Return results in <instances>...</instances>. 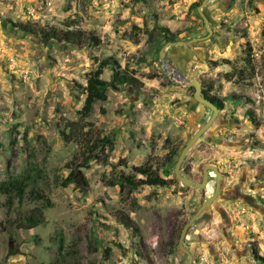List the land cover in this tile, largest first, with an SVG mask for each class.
Returning <instances> with one entry per match:
<instances>
[{
	"label": "rangeland",
	"instance_id": "1",
	"mask_svg": "<svg viewBox=\"0 0 264 264\" xmlns=\"http://www.w3.org/2000/svg\"><path fill=\"white\" fill-rule=\"evenodd\" d=\"M202 1L0 0V182L33 167L46 195L37 202L29 188L20 202L11 192L0 195V264H56L58 234L75 264H187L178 254L179 233L212 195L215 176L210 172L206 192L183 188L164 157L212 112L160 68L165 43L153 49L148 42L159 27L196 40L168 47L166 60L223 102L181 167L194 180L208 165L223 175L218 198L183 246L192 264H264L254 258H264V0H209L211 35L196 11ZM26 23L81 31L100 44L47 43L14 28ZM108 60L143 87L110 90L84 116L88 79L108 81ZM103 137L112 141L105 151ZM93 154L97 159L83 165ZM145 166L167 184H116L120 177L143 179L135 169ZM240 183L252 203L225 197ZM36 208L43 217L33 226L26 220ZM118 211L134 221L139 237L119 223Z\"/></svg>",
	"mask_w": 264,
	"mask_h": 264
},
{
	"label": "trees",
	"instance_id": "2",
	"mask_svg": "<svg viewBox=\"0 0 264 264\" xmlns=\"http://www.w3.org/2000/svg\"><path fill=\"white\" fill-rule=\"evenodd\" d=\"M14 28L18 29L20 32L28 34L39 40L46 41L47 43L54 42L60 45H63L65 43L77 48H81L86 43H90L95 46H98L100 44L99 39H97L96 37L91 36L85 39L81 31H71V32L63 33L62 31L54 27L46 28V29L43 28L34 29L28 23L23 25L22 24L14 25ZM177 41L178 38L176 34L171 33L165 27H159L158 29L148 33V42L151 48L153 49L157 47H159L158 49H160V45H162V43L177 42ZM109 60L108 63H105L106 66H109L112 71L111 78L108 81L100 79L99 76L97 75L92 76L91 78L88 79V84L85 87L86 97L82 109V114L84 116H88L90 114L93 105L96 102L105 101L107 98L106 97L107 92L110 90L117 91L121 87H130L132 89H140L143 87V83L137 77H135L133 73L127 72L125 69H121L117 65L116 61H111L109 63ZM101 67L103 68V65ZM203 94L207 100H209L215 107H217L218 110H221L223 108V102L219 100L217 97L210 96L205 90H203ZM240 100H242V98H240ZM249 115H250V119L253 120L250 112ZM75 124L76 123H71V126H75ZM99 143H100V149L102 151H105V149L108 147L109 148L112 147V141L108 137H103L102 139L99 140ZM182 148L183 146L181 148H176L169 151L164 157L165 164L175 165V162ZM97 157H98L97 154L90 155L83 160L82 164L86 166L90 160L93 159L96 160ZM104 157H105L104 160H106L107 155H105ZM135 172L137 174L142 175L143 179L137 180L135 182H131L129 181L128 178L120 177L116 184L119 185L121 189H123L124 187L136 189L141 186L163 187L167 184V181L162 177H160L156 170L152 171L150 166H145L142 168L135 169ZM184 172L188 173L185 169ZM67 181H69V179ZM41 184H42L41 174L35 168L30 167L22 174H19L14 177H10L4 182H0V195L11 192L17 197V199L20 202L23 199L25 190L29 188L30 195L32 196V199L34 201L36 202L44 201L46 200V195L43 193V191H41L40 188ZM64 184H62V186H65ZM116 184L109 183V186H114ZM42 217L43 214L41 209L36 208L33 211H31V215L27 218L26 222L28 224L36 226L37 224H39ZM115 217L124 228L128 229L131 233L138 236L139 231L134 221L126 213L122 211H118L116 212ZM136 250L139 251L140 247L136 248ZM105 253L108 254L109 250H105ZM68 255H70V258L68 257ZM254 258L264 263V258L256 255V253L254 255ZM73 261L74 260L71 256L69 249L66 248V246L64 245L63 237L61 236V234H58V257L55 263L75 264Z\"/></svg>",
	"mask_w": 264,
	"mask_h": 264
},
{
	"label": "water",
	"instance_id": "3",
	"mask_svg": "<svg viewBox=\"0 0 264 264\" xmlns=\"http://www.w3.org/2000/svg\"><path fill=\"white\" fill-rule=\"evenodd\" d=\"M209 0H203L199 6H197L196 11L200 18L204 21V27L206 29L207 35H211L210 23L207 16L204 13V9L206 8ZM196 40L191 41H183L178 40L177 42H168L163 45V47L159 51V60H160V68L164 71V73L168 76L169 79L172 80L173 83H178L181 86L187 88H193V99L195 102L200 104L203 107L211 110V115L208 120L203 123L196 131L193 133L191 138L187 141V143L181 149L178 158L174 165V177L177 182L183 186V188H192L194 190H200L202 192H206L209 189V173L212 172L215 176L214 182V190L210 197L203 200L199 207L196 209L194 214L187 220V222L183 225L177 243V250L179 253H185L187 256V264H192V255L188 251V249L184 248L183 241L187 234L189 228L196 222V220L206 211L208 210L216 201L219 196L221 183L223 180L222 174L218 171L215 166L208 165L202 170V178L200 180H194L187 174L183 173L181 170L182 164L184 162L187 154L192 150V148L203 138V136L208 132V130L213 126L216 122L219 114V110L215 107L209 100H207L203 94L202 86L199 80L196 78L187 77L182 71L177 69L171 62L166 60V50L168 47H184L190 44H193Z\"/></svg>",
	"mask_w": 264,
	"mask_h": 264
},
{
	"label": "flooded vegetation",
	"instance_id": "4",
	"mask_svg": "<svg viewBox=\"0 0 264 264\" xmlns=\"http://www.w3.org/2000/svg\"><path fill=\"white\" fill-rule=\"evenodd\" d=\"M209 177H210V175H209ZM242 184L243 183H240V185H237V187L235 188V191L233 192V194H231V195L230 194H228V195L225 194L226 195L225 197L232 198L234 200H238V201H241V202H250V203H252L251 199L249 198V195L246 194V193H243Z\"/></svg>",
	"mask_w": 264,
	"mask_h": 264
}]
</instances>
